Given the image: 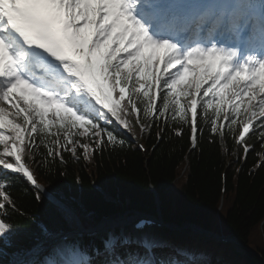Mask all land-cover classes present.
<instances>
[{"label":"snow or ice","instance_id":"snow-or-ice-1","mask_svg":"<svg viewBox=\"0 0 264 264\" xmlns=\"http://www.w3.org/2000/svg\"><path fill=\"white\" fill-rule=\"evenodd\" d=\"M153 125L158 141L168 127L177 125V136L190 128L193 148L198 134L221 146L229 135L245 158L254 150L248 135L258 131L264 143V0H0L5 264H48L51 257L52 264H210L203 251L115 228L97 242L40 224L36 242L25 246L11 223L17 207L9 189L17 178L40 199L29 163L36 156L39 167L63 164L64 152L79 159L78 150L91 161L122 148L124 130ZM56 204L71 224L73 211L62 199Z\"/></svg>","mask_w":264,"mask_h":264},{"label":"trees","instance_id":"trees-1","mask_svg":"<svg viewBox=\"0 0 264 264\" xmlns=\"http://www.w3.org/2000/svg\"><path fill=\"white\" fill-rule=\"evenodd\" d=\"M177 127L166 128L159 141L156 134L160 128L155 125L143 132L147 158L134 139L121 133L118 138L125 140L122 148H106L91 161L84 160L78 150L81 159H73L64 152L66 163L63 164L57 160L50 167H39L41 156L30 163L38 177L70 204L86 225L122 210L154 211L158 194L168 221H190L214 230L224 228L237 236L248 249L242 258L231 252L230 264H264V166H260L264 143L259 132L250 135L248 142L254 150L245 158L242 149L235 157V140L229 135L221 146L210 144L207 132L198 134L197 146L193 148L190 128L184 127L182 135L177 136ZM133 133L140 135L138 127ZM49 171L53 174L51 180ZM223 173L225 194L220 207ZM92 179L97 181L96 186ZM9 191L17 207L11 213V223L16 226L23 245L36 242L40 224L47 225L51 231L67 227L62 210L41 195L36 199L35 191L25 181L17 178ZM193 249L199 250L195 246ZM213 257L210 264H214ZM9 259L5 255L0 258V264Z\"/></svg>","mask_w":264,"mask_h":264},{"label":"rangeland","instance_id":"rangeland-1","mask_svg":"<svg viewBox=\"0 0 264 264\" xmlns=\"http://www.w3.org/2000/svg\"><path fill=\"white\" fill-rule=\"evenodd\" d=\"M181 235H182V236H186V235H188V232H187V231H182ZM194 236L199 237L200 235L194 234ZM201 237H203L204 239L207 238V237H205V236H201Z\"/></svg>","mask_w":264,"mask_h":264},{"label":"bare ground","instance_id":"bare-ground-1","mask_svg":"<svg viewBox=\"0 0 264 264\" xmlns=\"http://www.w3.org/2000/svg\"><path fill=\"white\" fill-rule=\"evenodd\" d=\"M112 222V221H111ZM103 226H104V224H103Z\"/></svg>","mask_w":264,"mask_h":264}]
</instances>
